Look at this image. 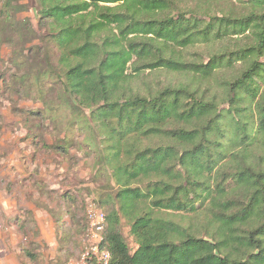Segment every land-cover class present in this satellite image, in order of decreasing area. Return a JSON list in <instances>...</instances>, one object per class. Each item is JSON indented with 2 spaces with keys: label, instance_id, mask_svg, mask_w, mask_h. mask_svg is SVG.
<instances>
[{
  "label": "trees",
  "instance_id": "16d2710c",
  "mask_svg": "<svg viewBox=\"0 0 264 264\" xmlns=\"http://www.w3.org/2000/svg\"><path fill=\"white\" fill-rule=\"evenodd\" d=\"M208 1L37 0L56 55L35 80L48 75L74 113L89 108L114 183L101 209L108 264H264V0H240L236 15L214 14ZM11 10L6 0V17ZM232 36L234 49L185 58ZM236 67L218 75L221 94L130 86L146 71L207 82ZM168 213L191 214L204 233Z\"/></svg>",
  "mask_w": 264,
  "mask_h": 264
},
{
  "label": "rangeland",
  "instance_id": "374dc122",
  "mask_svg": "<svg viewBox=\"0 0 264 264\" xmlns=\"http://www.w3.org/2000/svg\"><path fill=\"white\" fill-rule=\"evenodd\" d=\"M5 1L0 0V264H88L92 258L100 263L93 255L97 243L88 210L99 207L105 212L106 201L115 192L104 152L99 151L100 136L89 125V108L74 113L48 75L40 84L35 80L39 72L49 70L45 56L56 55L46 25L38 20L37 0H10L17 10L7 17ZM207 5L217 15L221 11L236 15L247 7L240 0H209ZM234 37L212 48L200 44L184 50L185 58L207 61L209 51L234 49L238 44ZM235 72L237 67L227 68L205 82L184 74L146 71L130 86L142 91L146 85L158 89L191 83L200 91L208 88L211 94H221L218 75L231 77ZM166 215L204 233L191 214ZM120 230L133 252L137 245L125 219Z\"/></svg>",
  "mask_w": 264,
  "mask_h": 264
},
{
  "label": "built area",
  "instance_id": "2783aa9c",
  "mask_svg": "<svg viewBox=\"0 0 264 264\" xmlns=\"http://www.w3.org/2000/svg\"><path fill=\"white\" fill-rule=\"evenodd\" d=\"M88 221L90 224L91 235L96 239V245L94 246L93 255L97 254L100 264H108L109 252L105 249L99 248V242L102 240V233L104 230V215L99 208H90L88 210Z\"/></svg>",
  "mask_w": 264,
  "mask_h": 264
}]
</instances>
